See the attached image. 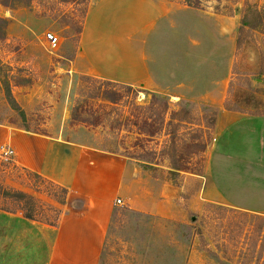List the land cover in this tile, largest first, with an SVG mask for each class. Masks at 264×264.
I'll use <instances>...</instances> for the list:
<instances>
[{
    "label": "rangeland",
    "instance_id": "1",
    "mask_svg": "<svg viewBox=\"0 0 264 264\" xmlns=\"http://www.w3.org/2000/svg\"><path fill=\"white\" fill-rule=\"evenodd\" d=\"M93 1L0 0V124L90 143L135 163L141 180L135 194L142 205L129 202L134 194L115 204L99 264H264L263 217L243 215L200 196L199 177L207 166L217 105L158 96L168 110L161 130L148 135L147 130L157 128L159 112L148 109V91L100 85L71 65ZM161 1L202 13L211 23L219 20L220 35L211 29L207 35L205 17L199 43L209 49L196 55L205 53V66L220 63L213 72L218 78L225 76L230 59L222 109L264 118V0ZM187 18L166 29L165 45L172 50L192 46L182 40L190 25ZM49 34L57 38L55 48L46 42ZM202 68L194 62L193 72H187L199 76ZM5 81L20 111L7 102ZM171 159L180 165L178 173L173 174ZM13 166L1 164L0 208L56 224L65 211L66 194Z\"/></svg>",
    "mask_w": 264,
    "mask_h": 264
},
{
    "label": "crops",
    "instance_id": "2",
    "mask_svg": "<svg viewBox=\"0 0 264 264\" xmlns=\"http://www.w3.org/2000/svg\"><path fill=\"white\" fill-rule=\"evenodd\" d=\"M186 17L190 25L182 31V40L192 46L172 50L165 45L166 29ZM205 17L209 20L195 10L161 0H94L71 65L81 75L141 88L169 101L217 105L214 138L199 177L200 196L264 218V118L221 108L232 67L229 59L225 76L218 78L213 72L220 63L205 66V53L196 55L209 49L200 44ZM211 22H207V35L210 29L220 35L219 20ZM194 62L203 68L193 77ZM2 147L13 150L15 167L65 189L67 202L56 224L0 208V264H99L115 201H129L134 194L129 202L142 205L135 194L141 183L135 163L90 143L0 124Z\"/></svg>",
    "mask_w": 264,
    "mask_h": 264
},
{
    "label": "trees",
    "instance_id": "3",
    "mask_svg": "<svg viewBox=\"0 0 264 264\" xmlns=\"http://www.w3.org/2000/svg\"><path fill=\"white\" fill-rule=\"evenodd\" d=\"M87 79L97 81V82L100 83V85H104V86H114V87H117V88L122 89L124 91H131V89H132V87H130V86H125V85H121V84H117V83H113V82H109V81H105V80H101V79H97V78H91V77H89ZM3 87H4V90H5L6 99H7V102L9 103V105L15 111H20L18 105L15 103V100L13 99V97L11 95V90H10V86H9L8 82L5 81L4 84H3ZM105 98H106L107 101L114 103L113 102L115 100L114 98H112V97L111 98L105 97ZM156 107L158 108V111H159V112L156 113V118H155V120H156V122H157L158 125L156 126L157 128L154 127V129L153 130H150V132H149V130H147V134L148 135L156 134L158 131L161 130L162 125H163V121H164V117L163 116L165 115L166 111L168 110V106H167V103L165 101L159 99L157 95L151 94V101H150V105L148 106V109H153V108H156ZM176 115L177 114H175V113H171V116L172 117H175ZM179 119H182L183 120V118H179ZM179 121L182 122L181 120H179ZM143 124L144 125H147V122L145 121ZM180 125L181 124H177L175 126V128H179ZM21 130L26 131V132H30V131H27L25 129H21ZM171 161H172V170L175 171V172H173V174L176 173V172L178 173L179 171H181L180 165L178 163H176L174 161V159H171ZM35 176H37V175H35ZM37 177H39V176H37ZM48 183H50V182H48ZM50 184H52V183H50ZM52 185H54V184H52ZM60 189H62V191L66 194V190L65 189H63L61 187H60ZM243 215H246V214H243ZM25 217L27 219L33 220V218L30 217V216H25ZM263 219L264 218H262V220ZM262 260H264V256L262 257Z\"/></svg>",
    "mask_w": 264,
    "mask_h": 264
},
{
    "label": "built area",
    "instance_id": "4",
    "mask_svg": "<svg viewBox=\"0 0 264 264\" xmlns=\"http://www.w3.org/2000/svg\"><path fill=\"white\" fill-rule=\"evenodd\" d=\"M46 42L50 48H55L58 45L57 38L54 35H47ZM13 162V150L8 147H2L0 149V164L7 166L12 164ZM116 205H122L120 200L115 201Z\"/></svg>",
    "mask_w": 264,
    "mask_h": 264
}]
</instances>
